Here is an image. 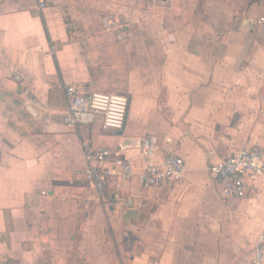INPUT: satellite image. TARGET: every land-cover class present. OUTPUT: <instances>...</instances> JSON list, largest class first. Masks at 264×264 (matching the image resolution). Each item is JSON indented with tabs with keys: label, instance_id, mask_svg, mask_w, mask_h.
<instances>
[{
	"label": "crops",
	"instance_id": "1",
	"mask_svg": "<svg viewBox=\"0 0 264 264\" xmlns=\"http://www.w3.org/2000/svg\"><path fill=\"white\" fill-rule=\"evenodd\" d=\"M45 2L0 0V264H251L264 176L225 201L208 166L243 148L264 159V0ZM64 85L126 96L123 128L64 126ZM86 139L136 170L174 153L185 172L111 182L100 201Z\"/></svg>",
	"mask_w": 264,
	"mask_h": 264
},
{
	"label": "built area",
	"instance_id": "2",
	"mask_svg": "<svg viewBox=\"0 0 264 264\" xmlns=\"http://www.w3.org/2000/svg\"><path fill=\"white\" fill-rule=\"evenodd\" d=\"M43 8L45 0H36ZM260 18L256 21L261 24ZM66 108L62 114V124L76 132L86 130L97 115L101 117L103 129L119 131L123 128L128 107L124 95L107 92H82L77 86L64 85ZM157 138L148 136L139 142L140 152L151 157L156 151ZM121 147L110 151L93 146L88 139L81 141V151L85 162L84 175L100 201L107 200L111 182L117 189H125L136 179L141 188H152L178 182L185 172L182 157L167 152L160 160L144 162L137 170L121 154ZM208 171L219 180V193L223 200L244 199L251 187L248 178L264 176L262 152L256 148H243L224 156L208 166ZM264 234L254 247L251 264H264Z\"/></svg>",
	"mask_w": 264,
	"mask_h": 264
}]
</instances>
